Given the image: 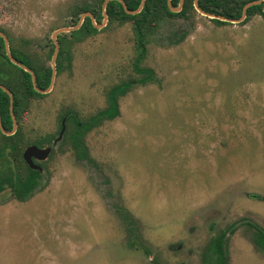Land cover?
<instances>
[{
  "label": "rangeland",
  "instance_id": "rangeland-1",
  "mask_svg": "<svg viewBox=\"0 0 264 264\" xmlns=\"http://www.w3.org/2000/svg\"><path fill=\"white\" fill-rule=\"evenodd\" d=\"M99 1L0 0V28L52 68L53 33ZM101 8L96 32L59 33L60 72L20 111L22 149L50 152L30 196H0V264H208L209 245L233 226L225 264H264V19L218 26L194 7L160 20L140 51L132 24L109 23ZM130 81L119 114L83 134L88 158H77L58 140L65 115L89 121Z\"/></svg>",
  "mask_w": 264,
  "mask_h": 264
},
{
  "label": "trees",
  "instance_id": "trees-1",
  "mask_svg": "<svg viewBox=\"0 0 264 264\" xmlns=\"http://www.w3.org/2000/svg\"><path fill=\"white\" fill-rule=\"evenodd\" d=\"M104 0H100L97 5L86 8H79L78 13L90 12L97 22L103 19L101 5ZM128 11L138 10L141 0H121ZM195 0H183L181 10L178 13H172L168 10L167 0H144L143 7L135 14H128L121 2L110 0L105 7V14L109 23L119 21L121 23L130 22L136 38V45L140 51H143L145 38L154 30L157 23L164 17L178 16L182 18L188 17L191 12H194ZM257 0H197L198 8L210 15L225 17L231 20L239 19L242 15L243 6L249 2ZM172 6L177 7L180 0H171ZM264 1L258 5L250 6L245 11V18L242 24L258 15L264 19L262 10ZM216 25L228 24L227 22L218 19L211 20ZM89 17L84 18L80 27L71 32L72 35L89 34L96 32ZM0 33L6 35L11 56L23 66L29 68L35 75L36 87L38 89H47L51 78V67L38 66L30 60L26 53H23L13 46V42L9 34L0 28ZM59 51L56 57V70L60 72V58L63 56V40L58 36ZM54 46H52V49ZM51 49L50 54L53 52ZM146 76L139 81L146 82L151 77L149 70H142ZM130 82H121L113 86L107 93L108 106L106 109L92 116L87 122H80L73 113L68 112L65 117L67 122H70L72 127L64 133L65 139L69 140L70 146L75 151L77 158L87 160V153L84 145L81 143V136L92 127L101 123L104 120H112L119 114L117 106V97L126 93L131 85ZM0 85L4 86L11 92L13 114L18 121L20 111L23 104L32 96H39L32 85L31 75L16 65L12 64L7 58L4 39L0 36ZM0 122L5 131H11L13 127L12 118L9 110V96L0 88ZM22 139L20 133L15 131L12 135L6 136L0 131V161L5 160L9 163V168L5 172H0V196L11 195L19 202H23L30 196L36 188L38 172L29 169L22 159ZM15 171V172H14ZM8 190V191H6ZM122 219L126 222L128 229H132L133 222L126 214H121ZM251 226V225H250ZM253 227V226H251ZM234 226L228 232L232 233ZM254 228V227H253ZM257 238L255 243L261 244L264 249V233L261 229L255 228ZM227 231H222L219 236L213 239V242L208 247L207 257H211L208 264H225L224 253V237ZM225 261V262H224Z\"/></svg>",
  "mask_w": 264,
  "mask_h": 264
},
{
  "label": "water",
  "instance_id": "water-1",
  "mask_svg": "<svg viewBox=\"0 0 264 264\" xmlns=\"http://www.w3.org/2000/svg\"><path fill=\"white\" fill-rule=\"evenodd\" d=\"M110 0H104L103 2V10H105V7L107 5V3L109 2ZM264 0H257V1H253V2H249L247 4H245L243 6V9H242V15L239 19H236V20H231V19H228V18H225V17H221V16H216V15H210V14H206L204 12H202L198 6H197V2L196 0L194 1V7L195 9H197L199 12H201L202 14L206 15V16H210L212 19H218L220 21H224V22H235V23H240L244 20L245 18V11L248 7L250 6H253V5H258L260 4L261 2H263ZM143 3H144V0L141 1V4H140V7L138 8V10L136 11H128L127 9H125L126 7L124 6V4L122 3L123 5V8L125 9V11L128 13V14H135L137 12L140 11V9L142 8L143 6ZM168 8L171 12H178L180 10V8L178 9H174L170 6V3L168 1ZM104 17L105 19L107 18L106 17V14L104 13ZM84 18L85 17H90L93 19L92 15L90 13H84L82 15ZM80 26V23L77 24L75 27H72V28H60L58 30H56L53 35H52V40H53V43H54V51H53V54H52V74H51V80H50V84L48 86L47 89H45L44 91L42 90H39L35 87V76L34 74L32 73V71L28 68H26L25 66H23L21 63L17 62L10 54V50H9V45H8V41H7V38L4 34L0 33V36L4 39V45H5V51H6V55H7V58L9 59V61L16 65L17 67L23 69L24 71L30 73L31 75V78H32V83H33V86H34V89L35 91L39 92V93H42V94H45V93H48L51 88H52V84H53V81H54V77H55V60H56V56H57V53H58V50H59V44H58V41H57V36L59 35V33L61 32H71V31H74V30H77ZM96 28L98 27H102V24L99 25V26H95ZM0 88L6 92L10 98V114H11V117H12V120H13V130L11 132H7L3 129V127L1 126V122H0V130L3 134L5 135H11L14 133L15 131V127H16V120H15V117L13 115V110H12V102H13V99H12V95L11 93L2 85H0ZM64 120L62 121V129L59 133V137H58V140L62 138V135L64 133ZM50 152V148L49 147H46V148H42V149H38L37 147L31 145V146H28L25 148L24 152H23V160L25 161V163L27 164V166L31 169H36L37 167L33 164L32 162V158L34 159H37V160H44L45 158H47L48 154Z\"/></svg>",
  "mask_w": 264,
  "mask_h": 264
},
{
  "label": "flooded vegetation",
  "instance_id": "flooded-vegetation-1",
  "mask_svg": "<svg viewBox=\"0 0 264 264\" xmlns=\"http://www.w3.org/2000/svg\"><path fill=\"white\" fill-rule=\"evenodd\" d=\"M117 1H119V2H121V4L123 3L121 0H117ZM142 1V0H141ZM168 1H169V3H170V6L172 7V8H174V9H178V8H180V10H181V7H182V4H183V0H180V2L178 3V6L177 7H173L172 6V2H171V0H167V7H168ZM196 2H197V0H196ZM124 4V3H123ZM141 4V3H140ZM144 4V3H143ZM123 6V5H122ZM124 6H125V4H124ZM193 6H194V4H193ZM126 7V6H125ZM140 7V6H139ZM143 7V6H142ZM126 9V8H125ZM124 9V10H125ZM141 10V9H140ZM168 10H169V8H168ZM179 10V11H180ZM170 11V10H169ZM178 11V12H179ZM104 12H105V10H104ZM131 12H133V11H131ZM171 12V11H170ZM178 12H172V13H178ZM84 13H90V12H84ZM84 13H81V15H83ZM91 14V13H90ZM92 15V14H91ZM92 17H93V19L92 18H90L91 19V22H92V24H93V20L95 19L94 18V16L92 15ZM107 17V16H106ZM83 18V21H84V17H82ZM86 18V17H85ZM108 19V18H107ZM96 20V19H95ZM97 22V21H96ZM98 23V25H96V26H99V25H101L102 23H101V21L100 22H97ZM100 23V24H99ZM78 24V23H77ZM76 24V25H77ZM82 24V22L80 23V25ZM75 25V26H76ZM93 26L95 27V25L93 24ZM80 27V26H79ZM96 28V27H95ZM96 30H97V28H96ZM75 31V30H74ZM71 32H73V31H71ZM59 36V35H58ZM58 36H57V41H58ZM59 51V50H58ZM57 57V56H56ZM55 62H56V60H55ZM27 68V67H26ZM29 69V68H28ZM52 69V68H51ZM23 70V69H22ZM55 70H56V65H55ZM57 71V70H56ZM56 71H55V74H56ZM26 72V71H25ZM28 73V72H27ZM33 73V72H32ZM30 74V73H29ZM34 74V73H33ZM51 74H52V72H51ZM35 76V75H34ZM32 79V78H31ZM50 80H51V78H50ZM50 84V83H49ZM32 85H33V83H32ZM35 87H36V82H35ZM33 88H34V86H33ZM37 88V87H36ZM38 89V88H37ZM8 90V89H7ZM35 90V89H34ZM39 90H41V89H39ZM45 90V89H44ZM44 90H42V91H44ZM9 91V90H8ZM10 92V91H9ZM37 92V91H36ZM11 93V92H10ZM37 93H39V92H37ZM40 95L39 96H41V94L42 93H39ZM45 94H47V93H45ZM8 95V94H7ZM9 107H10V98H9ZM10 110V109H9ZM12 110H13V106H12ZM11 115V114H10ZM14 115V114H13ZM15 117V116H14ZM12 118V117H11ZM65 119H63L64 120V122L65 121H67L66 120V117H64ZM15 120H16V118H15ZM12 122H13V120H12ZM16 122H17V120H16ZM1 126H2V124H1ZM3 127V126H2ZM64 128H65V125H64ZM4 129V128H3ZM61 129H62V123L60 124V131H61ZM5 130V129H4ZM12 130H13V127H12ZM11 130V131H12ZM1 131V130H0ZM11 131H7V132H11ZM15 131H17V125H16V127H15ZM15 131H14V133H15ZM64 131H66V129L64 130ZM60 133V132H59ZM3 134V133H2ZM64 134V133H63ZM5 135V134H4ZM12 135V134H11ZM6 136H9V135H6ZM63 136V135H62ZM82 137V136H81ZM62 139V138H61ZM33 146H35V147H37L38 149H42L43 147L42 146H39L38 144H33ZM28 147V146H27ZM46 148V147H45ZM24 150H25V148L23 149V152H24ZM23 152H22V159H23ZM32 160V162H33V164L37 167V170H34V171H37L38 172V174H40V167H39V165H37V162H39L40 160H37V159H34V158H32L31 159ZM24 161V160H23ZM24 163H25V161H24ZM26 164V163H25ZM27 165V164H26ZM38 177H39V175H38Z\"/></svg>",
  "mask_w": 264,
  "mask_h": 264
}]
</instances>
